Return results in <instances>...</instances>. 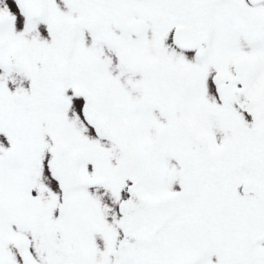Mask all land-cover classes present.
I'll return each mask as SVG.
<instances>
[{"label": "snow or ice", "instance_id": "obj_1", "mask_svg": "<svg viewBox=\"0 0 264 264\" xmlns=\"http://www.w3.org/2000/svg\"><path fill=\"white\" fill-rule=\"evenodd\" d=\"M0 264H264V0H0Z\"/></svg>", "mask_w": 264, "mask_h": 264}]
</instances>
